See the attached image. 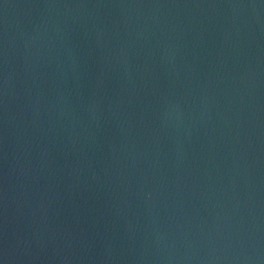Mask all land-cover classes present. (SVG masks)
Instances as JSON below:
<instances>
[{
	"label": "water",
	"instance_id": "95a60500",
	"mask_svg": "<svg viewBox=\"0 0 264 264\" xmlns=\"http://www.w3.org/2000/svg\"><path fill=\"white\" fill-rule=\"evenodd\" d=\"M0 264H264V0H0Z\"/></svg>",
	"mask_w": 264,
	"mask_h": 264
}]
</instances>
